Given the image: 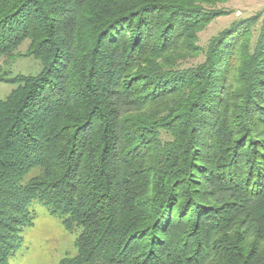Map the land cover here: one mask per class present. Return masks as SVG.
<instances>
[{"label": "trees", "instance_id": "1", "mask_svg": "<svg viewBox=\"0 0 264 264\" xmlns=\"http://www.w3.org/2000/svg\"><path fill=\"white\" fill-rule=\"evenodd\" d=\"M219 2L0 0L42 65L0 100V264L33 204L81 229L59 264H264V21L178 62Z\"/></svg>", "mask_w": 264, "mask_h": 264}, {"label": "rangeland", "instance_id": "2", "mask_svg": "<svg viewBox=\"0 0 264 264\" xmlns=\"http://www.w3.org/2000/svg\"><path fill=\"white\" fill-rule=\"evenodd\" d=\"M222 10L215 19L198 34L197 46L200 55H184L185 67L197 65L204 60L209 42L218 38L233 25L243 24L252 19L251 44L255 43L257 32L264 21V0H222L215 5ZM29 40L21 42L8 56L0 57V100H5L16 87L5 83L6 79L19 75L36 76L42 71L39 60L26 55ZM181 57V56H180ZM179 57V58H180ZM188 57V58H187ZM4 79V80H3ZM32 225L20 233V244L9 264H59L64 258H73L77 254L76 240L81 229L65 230L61 220L52 216L50 211L39 204L31 206Z\"/></svg>", "mask_w": 264, "mask_h": 264}]
</instances>
